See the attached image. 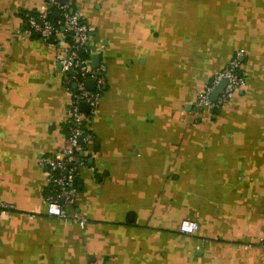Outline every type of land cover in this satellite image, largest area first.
<instances>
[{
  "label": "crops",
  "instance_id": "0c3cea01",
  "mask_svg": "<svg viewBox=\"0 0 264 264\" xmlns=\"http://www.w3.org/2000/svg\"><path fill=\"white\" fill-rule=\"evenodd\" d=\"M44 4L0 0V264H264V0H77L107 66L65 205L84 227L47 213L40 158L68 144L70 93L61 47L27 30ZM239 49L245 84L202 115Z\"/></svg>",
  "mask_w": 264,
  "mask_h": 264
},
{
  "label": "built area",
  "instance_id": "2783aa9c",
  "mask_svg": "<svg viewBox=\"0 0 264 264\" xmlns=\"http://www.w3.org/2000/svg\"><path fill=\"white\" fill-rule=\"evenodd\" d=\"M76 3L77 0H45L43 7L28 17L27 30L37 34L49 46L61 47L56 62L61 66L64 85L70 93L66 122L68 144L54 156L40 158V164L48 169L49 176L50 190L45 195L47 213L84 227L86 218L78 212L69 216L65 205L75 203L79 193L76 178L80 169L88 163V147L94 140L91 124L106 87L107 66L101 58L99 65L93 66V56L98 53L91 44L92 28ZM244 55L243 49L237 50L227 65L213 74L197 93L194 106L199 108V113L213 115L245 84L246 77L242 69ZM90 80L95 82L94 89L88 88ZM222 81H226L224 88L216 99H212V93ZM83 102L88 103L87 111L81 108ZM0 209L8 211L13 206L0 200ZM198 229L196 221H183L180 226V230L188 234Z\"/></svg>",
  "mask_w": 264,
  "mask_h": 264
},
{
  "label": "water",
  "instance_id": "95a60500",
  "mask_svg": "<svg viewBox=\"0 0 264 264\" xmlns=\"http://www.w3.org/2000/svg\"><path fill=\"white\" fill-rule=\"evenodd\" d=\"M94 50H96V48H94ZM92 62H93V66L94 67H97L99 65V63H100V56L95 53L94 56H93ZM58 67H59V69H61V66L60 65ZM225 84H226V81H222L217 86V88L212 93V99H216V97L218 96V94L220 93V91L224 88ZM88 88H90V89H94L95 88V82L93 80H90L88 82ZM81 108H82V110L87 111L88 110V103L83 102L81 104ZM189 109H192V105H189ZM196 110L199 111V108L197 107ZM210 112L212 113L213 111H210ZM80 140H82V138H80Z\"/></svg>",
  "mask_w": 264,
  "mask_h": 264
},
{
  "label": "trees",
  "instance_id": "16d2710c",
  "mask_svg": "<svg viewBox=\"0 0 264 264\" xmlns=\"http://www.w3.org/2000/svg\"><path fill=\"white\" fill-rule=\"evenodd\" d=\"M53 17H54L55 20H57V18H55V15ZM60 29H62V26H60ZM35 35H37V34H35Z\"/></svg>",
  "mask_w": 264,
  "mask_h": 264
}]
</instances>
